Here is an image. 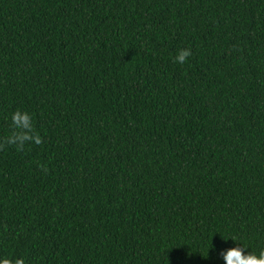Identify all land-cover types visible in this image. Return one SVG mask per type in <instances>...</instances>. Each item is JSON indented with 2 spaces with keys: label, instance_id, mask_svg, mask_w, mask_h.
I'll list each match as a JSON object with an SVG mask.
<instances>
[{
  "label": "trees",
  "instance_id": "obj_1",
  "mask_svg": "<svg viewBox=\"0 0 264 264\" xmlns=\"http://www.w3.org/2000/svg\"><path fill=\"white\" fill-rule=\"evenodd\" d=\"M17 108L43 143L0 150V264L264 248V0H0V136Z\"/></svg>",
  "mask_w": 264,
  "mask_h": 264
},
{
  "label": "clouds",
  "instance_id": "obj_2",
  "mask_svg": "<svg viewBox=\"0 0 264 264\" xmlns=\"http://www.w3.org/2000/svg\"><path fill=\"white\" fill-rule=\"evenodd\" d=\"M192 54L190 47L181 48L174 56L173 62L180 64L186 63ZM10 120L9 133L0 136V150H4L6 147H15L17 151H23L29 143H43V138L33 123V116L27 110L17 108L11 113ZM43 170L47 171V168ZM230 238L238 243L235 247H231L221 253L226 264H264V248L258 252L253 250L246 252L245 250L248 249L247 245L240 242L234 236H230ZM4 264H13V261L6 260ZM14 264H25V260L23 257L17 258Z\"/></svg>",
  "mask_w": 264,
  "mask_h": 264
}]
</instances>
